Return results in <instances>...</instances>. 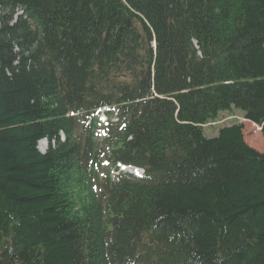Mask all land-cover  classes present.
Instances as JSON below:
<instances>
[{"label":"trees","instance_id":"trees-1","mask_svg":"<svg viewBox=\"0 0 264 264\" xmlns=\"http://www.w3.org/2000/svg\"><path fill=\"white\" fill-rule=\"evenodd\" d=\"M232 110L264 133V0H0V264H264Z\"/></svg>","mask_w":264,"mask_h":264},{"label":"rangeland","instance_id":"rangeland-1","mask_svg":"<svg viewBox=\"0 0 264 264\" xmlns=\"http://www.w3.org/2000/svg\"><path fill=\"white\" fill-rule=\"evenodd\" d=\"M234 124H242L244 126V136L246 142L253 147L254 149L263 152L264 151V133H263V125H260L252 120L246 119L245 112L241 110H232L230 112H224L220 114L219 118L215 123L210 124L205 127V136L207 138H215L218 136L219 131L227 126H231ZM104 134L101 131L97 132V138L99 143H102L104 140ZM50 148V144L46 142V147L43 149L40 147V151H48ZM105 165V164H104ZM109 169H105L103 171H99L101 177H104Z\"/></svg>","mask_w":264,"mask_h":264},{"label":"bare ground","instance_id":"bare-ground-1","mask_svg":"<svg viewBox=\"0 0 264 264\" xmlns=\"http://www.w3.org/2000/svg\"><path fill=\"white\" fill-rule=\"evenodd\" d=\"M40 147L43 149L44 147H46V142H43L40 144Z\"/></svg>","mask_w":264,"mask_h":264}]
</instances>
